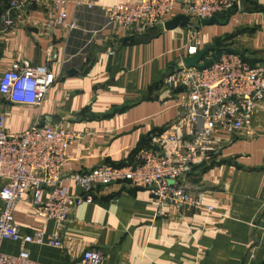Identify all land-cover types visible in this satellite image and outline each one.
Segmentation results:
<instances>
[{"label": "crops", "instance_id": "1", "mask_svg": "<svg viewBox=\"0 0 264 264\" xmlns=\"http://www.w3.org/2000/svg\"><path fill=\"white\" fill-rule=\"evenodd\" d=\"M127 1L133 0H68L63 24L53 25L51 1L30 0L11 11L13 27L0 23V75L12 62L27 61L46 65L53 76L38 108L0 95L5 130L21 132L39 117L47 126L86 131L67 147L64 174L102 163H132L136 151L169 133L177 118L179 90L162 79L182 66L192 29L107 25L102 7ZM7 7V0H0V12ZM225 16L221 24L197 26L203 47L220 42L245 57L264 53V0H240ZM251 58L264 63L263 57ZM254 128L253 137L242 131L218 134L219 154L180 179L194 194L201 193L213 212L169 207L167 217H156L146 189L110 183L72 210L62 249L27 244L30 258L41 264H83V251L95 247L104 255L102 264H264L262 107ZM70 189L79 192L74 185ZM30 200L26 193L13 208L20 232L55 233L56 222L38 217ZM0 250L16 254L19 243L4 239Z\"/></svg>", "mask_w": 264, "mask_h": 264}, {"label": "built area", "instance_id": "2", "mask_svg": "<svg viewBox=\"0 0 264 264\" xmlns=\"http://www.w3.org/2000/svg\"><path fill=\"white\" fill-rule=\"evenodd\" d=\"M29 1L7 0V9L0 12V23L5 28L13 27L11 11ZM49 1L55 10L50 23L63 24L68 0ZM239 3L240 0H133L103 6L102 10L107 25L136 26L141 30L163 28L176 10L190 21H200ZM197 29L192 28L182 48L186 56L203 47ZM200 64L186 67L182 61L181 67L162 79L167 87L179 90L177 118L169 133L159 135L154 145L139 148L132 163L126 165L102 163L85 172L64 174L67 147L83 138L86 131L47 126L35 117L25 130L8 132L5 114L0 112V246L4 239L19 243L16 254L0 250V264H41L30 258L27 244L62 249V231L72 210L84 201H91L94 189L114 182L146 189L156 217H167L169 207L177 211L203 208L213 212L212 205L203 204L201 193L194 194L180 179L219 154L218 134L242 131L245 137L256 135L255 113L259 107L264 108V63L251 65L238 53L223 52L209 64L202 60ZM52 82V73L46 65L15 61L0 75V95L13 103L38 108ZM72 185L78 188V193L71 192ZM26 193L30 194V205L38 217L56 222L55 233L44 228L20 232L13 208ZM103 259L102 251L95 247L85 249L81 257L83 264H102Z\"/></svg>", "mask_w": 264, "mask_h": 264}, {"label": "water", "instance_id": "3", "mask_svg": "<svg viewBox=\"0 0 264 264\" xmlns=\"http://www.w3.org/2000/svg\"><path fill=\"white\" fill-rule=\"evenodd\" d=\"M218 22H219V20H218L217 16L213 15V16L208 17V18L200 19L199 24L200 25H210L213 23L217 24ZM177 25H181V26H184V27H187L190 29L197 27L196 24H194L192 21L189 20L188 16L180 13V14H177V15L173 16L172 18L166 20L163 24V28L164 29H172V28L176 27ZM206 53H207V47H202L195 54L183 57V59H182L183 64L186 67H191V66L200 67L201 66L200 61L202 60V58L204 57V55ZM74 71H75V69H70V70H68V73H72Z\"/></svg>", "mask_w": 264, "mask_h": 264}, {"label": "trees", "instance_id": "4", "mask_svg": "<svg viewBox=\"0 0 264 264\" xmlns=\"http://www.w3.org/2000/svg\"><path fill=\"white\" fill-rule=\"evenodd\" d=\"M237 7L234 6L233 8L231 9H228L222 13H218L216 16L219 20L218 24H221L224 22L225 18H226V14L233 11L234 9H236ZM254 9H256V7H254ZM223 14V15H222ZM222 43L220 42H217L215 45L213 46H209L207 47V53L204 55V57L202 58V62L205 63V64H209L211 61L215 60V59H218L219 56L223 53V52H234V53H238L241 58L244 60V61H247L249 64L251 65H254L256 63H258V59L257 58H247L245 57L244 55H242L240 52H237L231 48H227V47H222ZM217 52V56L213 58V53Z\"/></svg>", "mask_w": 264, "mask_h": 264}, {"label": "rangeland", "instance_id": "5", "mask_svg": "<svg viewBox=\"0 0 264 264\" xmlns=\"http://www.w3.org/2000/svg\"><path fill=\"white\" fill-rule=\"evenodd\" d=\"M194 24H196V26H199V21H192ZM249 51V50H248ZM242 55H244V52H240ZM247 53V52H246ZM252 55H254L255 57H263L264 58V53H256V54H250L249 52L246 54V57L251 58ZM217 56V52L213 53V58ZM245 56V55H244Z\"/></svg>", "mask_w": 264, "mask_h": 264}]
</instances>
